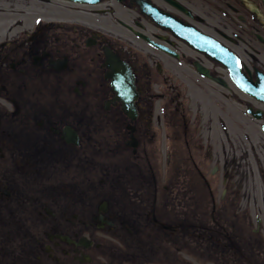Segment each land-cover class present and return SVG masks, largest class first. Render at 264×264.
Here are the masks:
<instances>
[{"label": "flooded vegetation", "instance_id": "1", "mask_svg": "<svg viewBox=\"0 0 264 264\" xmlns=\"http://www.w3.org/2000/svg\"><path fill=\"white\" fill-rule=\"evenodd\" d=\"M0 264H264V0H0Z\"/></svg>", "mask_w": 264, "mask_h": 264}]
</instances>
